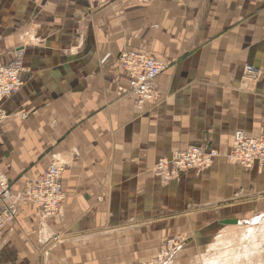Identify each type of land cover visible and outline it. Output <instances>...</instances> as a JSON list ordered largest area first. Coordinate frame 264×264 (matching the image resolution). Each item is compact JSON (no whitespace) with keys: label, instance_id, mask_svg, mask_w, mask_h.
I'll list each match as a JSON object with an SVG mask.
<instances>
[{"label":"crops","instance_id":"1","mask_svg":"<svg viewBox=\"0 0 264 264\" xmlns=\"http://www.w3.org/2000/svg\"><path fill=\"white\" fill-rule=\"evenodd\" d=\"M130 50L165 64L152 100L127 93L117 57ZM17 52L23 85L0 123L17 208L0 264H184L200 229L264 202V170L228 157L237 129L264 130V0H0V66ZM193 145L218 156L162 183L157 160ZM52 162L64 199L42 218L24 195Z\"/></svg>","mask_w":264,"mask_h":264},{"label":"built area","instance_id":"2","mask_svg":"<svg viewBox=\"0 0 264 264\" xmlns=\"http://www.w3.org/2000/svg\"><path fill=\"white\" fill-rule=\"evenodd\" d=\"M103 56L101 63L108 59ZM118 64L128 77L127 93L135 95L139 101L153 99V81L162 73L165 64L155 57L136 50L123 51L118 55ZM245 73L256 74L251 65L245 66ZM24 70L20 54L17 52L12 61L0 66V123L8 114L1 108L4 99L16 95L23 85L21 72ZM25 119L23 113L18 114ZM217 150L200 145L174 151L168 156L159 158L154 165L153 173L162 183L179 179L185 171L194 170L202 165L208 166L217 158ZM230 160L243 168L257 164L264 170V130L258 135H248L237 129L233 134V145L228 154ZM63 164L52 162L40 178L34 180L26 189L24 198L35 205L42 218L57 213L61 209L64 191L61 188ZM16 206L10 183L0 172V229L14 223Z\"/></svg>","mask_w":264,"mask_h":264},{"label":"rangeland","instance_id":"3","mask_svg":"<svg viewBox=\"0 0 264 264\" xmlns=\"http://www.w3.org/2000/svg\"><path fill=\"white\" fill-rule=\"evenodd\" d=\"M239 214L242 216L233 218L243 219L239 225L216 222L200 229L195 243L187 248L186 259H181L184 264H264V202L249 205ZM256 215L263 218L254 225L247 223ZM169 240L178 242L175 238ZM172 245L166 241L164 252L160 250L162 258H167L177 248Z\"/></svg>","mask_w":264,"mask_h":264},{"label":"water","instance_id":"4","mask_svg":"<svg viewBox=\"0 0 264 264\" xmlns=\"http://www.w3.org/2000/svg\"><path fill=\"white\" fill-rule=\"evenodd\" d=\"M259 218H260L259 216L255 217V218H253L252 221H247V223L250 222L251 224H254L255 222H257V220ZM239 223H241V221L240 220L238 221L236 219H224L223 221L220 222L221 225H224V224H233V225H237L238 224L239 225ZM189 241L190 240H185V241L181 242V244H179L178 247L173 252L180 250L181 247H183V245L188 243Z\"/></svg>","mask_w":264,"mask_h":264},{"label":"bare ground","instance_id":"5","mask_svg":"<svg viewBox=\"0 0 264 264\" xmlns=\"http://www.w3.org/2000/svg\"><path fill=\"white\" fill-rule=\"evenodd\" d=\"M261 218V217H260ZM260 218L257 220V222L260 220ZM257 222H255V223H257ZM250 223V222H249ZM260 224V223H259ZM252 225H254V224H252ZM263 228V227H262ZM247 229V228H246ZM256 229V228H255ZM264 230V229H263ZM250 237V236H249Z\"/></svg>","mask_w":264,"mask_h":264}]
</instances>
